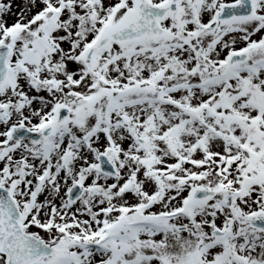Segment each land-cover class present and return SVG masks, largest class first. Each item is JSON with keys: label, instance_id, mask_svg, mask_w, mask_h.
Here are the masks:
<instances>
[{"label": "snow or ice", "instance_id": "snow-or-ice-1", "mask_svg": "<svg viewBox=\"0 0 264 264\" xmlns=\"http://www.w3.org/2000/svg\"><path fill=\"white\" fill-rule=\"evenodd\" d=\"M0 264H264V0H0Z\"/></svg>", "mask_w": 264, "mask_h": 264}]
</instances>
